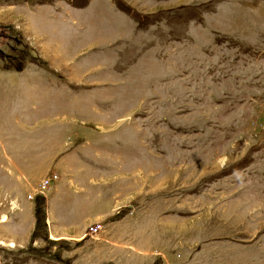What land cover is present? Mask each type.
<instances>
[{
	"label": "rangeland",
	"instance_id": "1",
	"mask_svg": "<svg viewBox=\"0 0 264 264\" xmlns=\"http://www.w3.org/2000/svg\"><path fill=\"white\" fill-rule=\"evenodd\" d=\"M61 191L112 204L57 226ZM100 235L264 264V0H0V264H121Z\"/></svg>",
	"mask_w": 264,
	"mask_h": 264
},
{
	"label": "crops",
	"instance_id": "2",
	"mask_svg": "<svg viewBox=\"0 0 264 264\" xmlns=\"http://www.w3.org/2000/svg\"><path fill=\"white\" fill-rule=\"evenodd\" d=\"M71 10V9H67ZM111 19H117L120 20V17L118 14L115 16H108ZM69 19L70 27L76 26L77 24L85 23L83 22L77 14H71L67 17ZM35 20V19H33ZM31 20H27L25 24V32H37L41 31L43 28L40 25L35 24L33 21L29 22ZM67 23V22H66ZM68 25V23H67ZM69 26V25H68ZM54 28V26H53ZM32 34V33H31ZM74 43H71V47ZM97 193L92 192H77V193H69L65 191H61L58 193L56 198H54L51 202V205L55 206V209L50 207L48 210L50 213V222L53 221L57 224V226L63 225L61 221L64 219L66 220L68 215L65 217H62L61 215L56 214L55 212L64 211L67 208L70 209L71 213L69 215L73 216L72 223L81 225L84 223L85 219L92 218L99 214H105L110 208L112 204L111 195L110 197L99 195L97 196ZM47 198V196H46ZM46 204V200L45 203ZM62 218V219H61ZM111 233V232H110ZM111 235H113L114 238H118L116 236V233L113 232ZM98 239L100 241H104L105 243L97 242L92 251L88 255V260H94L98 261L101 258H106L105 260H108V262H117L121 264H139V261L137 260L136 256H133L132 254H128L127 248H125V245L122 243H118L116 241H113L107 236L100 235L98 236ZM111 244V245H109ZM123 249V250H122ZM122 259H124V262H122ZM92 262V261H91Z\"/></svg>",
	"mask_w": 264,
	"mask_h": 264
},
{
	"label": "built area",
	"instance_id": "3",
	"mask_svg": "<svg viewBox=\"0 0 264 264\" xmlns=\"http://www.w3.org/2000/svg\"><path fill=\"white\" fill-rule=\"evenodd\" d=\"M100 227H101L100 223L92 224L91 226H89L87 233L96 234L99 231Z\"/></svg>",
	"mask_w": 264,
	"mask_h": 264
},
{
	"label": "bare ground",
	"instance_id": "4",
	"mask_svg": "<svg viewBox=\"0 0 264 264\" xmlns=\"http://www.w3.org/2000/svg\"><path fill=\"white\" fill-rule=\"evenodd\" d=\"M252 194H253V193H252ZM257 196H258V195H257ZM257 196H256V199L259 197V196H258V197H257ZM252 198H253V197H252ZM250 201H252V200H250ZM254 201H257V200H254ZM206 203H207V202H206ZM210 203H211V202H210ZM206 205H207V204H206ZM204 206H205V205H204ZM251 209H252V208H251ZM11 244H12V243H10L9 245H11Z\"/></svg>",
	"mask_w": 264,
	"mask_h": 264
}]
</instances>
